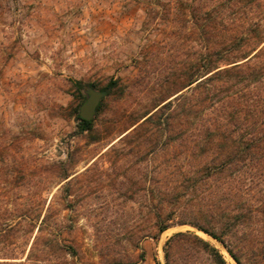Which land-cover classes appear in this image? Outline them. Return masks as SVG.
I'll return each mask as SVG.
<instances>
[{"label": "trees", "instance_id": "1", "mask_svg": "<svg viewBox=\"0 0 264 264\" xmlns=\"http://www.w3.org/2000/svg\"><path fill=\"white\" fill-rule=\"evenodd\" d=\"M164 4L160 31L174 38L184 33L198 48L188 53L180 74L166 80L164 95L90 167L72 173L70 154L51 163L47 180L55 178L57 191L45 188L48 196L40 194L34 214L19 205L7 212L0 264H45V247L59 245L73 231L62 225V211L75 212L77 199L92 183L124 194H149V237L154 240L171 228L189 226L215 240L235 264H264V0ZM159 15L151 1L144 22L153 24L149 31L160 27L153 22ZM73 86L80 105L85 84ZM117 91L124 89L113 79L101 89L105 97L97 116ZM74 112L79 122L74 136L97 131L96 118L86 121L77 108ZM139 157V163L132 160ZM148 157H166L168 164L140 165ZM196 231L177 232L165 242L164 264H230L219 247ZM21 236L29 249L19 242Z\"/></svg>", "mask_w": 264, "mask_h": 264}, {"label": "rangeland", "instance_id": "2", "mask_svg": "<svg viewBox=\"0 0 264 264\" xmlns=\"http://www.w3.org/2000/svg\"><path fill=\"white\" fill-rule=\"evenodd\" d=\"M151 1L160 10L155 31H149L153 24L144 26ZM164 2L0 0V231L5 233L6 214L15 205L38 212L40 194L48 196L45 188L55 187V178L47 180L51 163L70 154L72 173H82L130 122L152 108L167 91L166 80H174L186 66L188 53L198 45L184 33L174 38L160 31ZM111 79L124 92L105 99L95 116L96 132L74 136L79 123L74 110L79 113L87 95L84 91L79 105L73 83L101 91ZM148 162L166 165L168 158L148 157L140 165ZM145 185L147 190L150 185ZM89 187L77 199L75 212L62 211V225L73 231L59 245L45 247V264H119L120 259L121 264H164L165 242L177 232L196 231L174 227L154 240L149 237V194L114 192L95 183ZM18 240L29 249L25 236Z\"/></svg>", "mask_w": 264, "mask_h": 264}, {"label": "water", "instance_id": "3", "mask_svg": "<svg viewBox=\"0 0 264 264\" xmlns=\"http://www.w3.org/2000/svg\"><path fill=\"white\" fill-rule=\"evenodd\" d=\"M84 91L87 98L80 106L78 115L83 120L91 121L95 118L98 106L104 99L105 93L95 90L90 86H85Z\"/></svg>", "mask_w": 264, "mask_h": 264}]
</instances>
